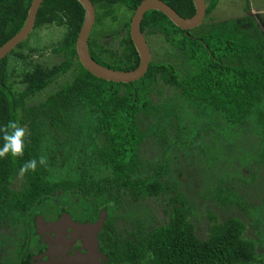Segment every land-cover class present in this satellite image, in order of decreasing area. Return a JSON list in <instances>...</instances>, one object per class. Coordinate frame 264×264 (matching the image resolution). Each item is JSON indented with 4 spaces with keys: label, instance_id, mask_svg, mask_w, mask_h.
Wrapping results in <instances>:
<instances>
[{
    "label": "trees",
    "instance_id": "trees-1",
    "mask_svg": "<svg viewBox=\"0 0 264 264\" xmlns=\"http://www.w3.org/2000/svg\"><path fill=\"white\" fill-rule=\"evenodd\" d=\"M32 1L0 0V47L21 30ZM92 1L90 53L108 67L135 69L140 57L130 23L142 0ZM164 1L182 16L196 12L193 0ZM207 3L208 16L219 0ZM84 17L79 0H44L30 36L0 60V224L22 225L24 240L8 264H20L28 255L35 215L60 201L82 206L93 219L108 211L100 236L113 264H264V252L258 253L259 243L264 248V200L250 205L227 186L237 178L250 182L255 173L246 176L245 169L264 161V34L256 23L251 19V31L230 18L195 34L162 11L149 10L142 31L163 35L187 69L152 59L143 77L125 83L97 77L79 60L76 44ZM108 18L119 27L97 31ZM52 24L66 29L52 48L63 59L46 65L34 59L38 49L29 40ZM109 31L119 37L118 49L101 40ZM70 70L71 80L29 103ZM161 81L175 94L155 103L152 94L161 91ZM142 114L154 119L146 129L138 121ZM152 136L164 146L158 161L148 164L139 150ZM18 178L19 189L14 187ZM162 193L173 194L166 207L169 220L149 229L143 201ZM199 198L236 202L249 223L239 217L217 222L211 216L213 223L200 237L192 221L199 217ZM119 208L138 226L125 240L114 224ZM250 224L256 239L245 235Z\"/></svg>",
    "mask_w": 264,
    "mask_h": 264
},
{
    "label": "rangeland",
    "instance_id": "rangeland-1",
    "mask_svg": "<svg viewBox=\"0 0 264 264\" xmlns=\"http://www.w3.org/2000/svg\"><path fill=\"white\" fill-rule=\"evenodd\" d=\"M128 13L130 12H125V14ZM230 18L237 19L239 22H241L244 28L251 31H254V26L251 23V19H253L254 23H256V26L264 34V0H219L216 9L210 15L206 16L205 20L203 21L204 23L194 28L193 32L195 34H200L201 32L208 30V27L212 24L225 21ZM104 25L105 26H97V31L118 28L119 22L108 18L106 19V24ZM65 30V26L61 27L55 26L53 24L37 29V31L32 34L29 40V44L38 49L37 52H33L34 59L46 65H52L60 62L63 57L53 52L52 48L58 45L60 39L64 35ZM146 38L149 42L148 44L150 46L152 59L156 61H171L176 65L177 69H180L182 72L186 71L187 68L184 60L182 59L181 53L177 51V49L172 44L167 42L163 35L154 33L146 35ZM101 40L107 46H111L115 49L119 48L120 40L119 37L115 35V33L109 31L101 37ZM17 66L20 68L21 63H17ZM72 77L73 70H70L69 73L65 74L56 82L48 86L47 89H45L41 94H38V96L29 103L38 102L47 94L55 91L58 87H60V85L68 80H71ZM158 88L161 89V91L159 92L158 90H155V92L152 94V98L155 103H162L164 101H170L173 99V94L175 93L171 85L165 84L161 81V83L158 85ZM153 120L154 119L151 116L149 117V115L144 114L140 115L138 118V121L143 129L149 127ZM163 146L164 144L159 137H146L145 141L140 146V159L142 162L148 161V164L150 162H157L160 158V153L162 152ZM256 150L257 149L253 150L252 153H255ZM95 170L100 171L99 169ZM252 172L255 173V177L250 180V182L241 181L239 178H237L235 181L228 182L227 186L230 187L232 191L244 198L250 205L256 206L264 200V161H253L250 165V169H245L244 171L245 175L249 177H251ZM163 180L166 181L167 178L163 177ZM21 186L22 179L18 178L14 183V187L19 189ZM172 195L173 194L162 193L156 197H148L143 201L145 207L149 209V213L155 217L153 221L146 220V226L149 229L164 224L169 220V217L166 213V207L169 201L172 199ZM124 197L126 200H128V195L126 193H124ZM55 211V204L48 209H43V212L45 213H55ZM116 212L118 214H122L123 211H121V208H119L116 210ZM198 214L199 217L201 216L203 218V222H201L199 217H193L192 221L195 224L196 232H198L200 237H203V233H206L210 225L213 223L214 220L211 219V216H214L215 221L217 222H224L230 217H239L245 222L249 221L246 216V211H244V209L236 202L223 204L214 199L199 198ZM118 225L119 228L122 227L128 231H130L128 227H133L130 222L123 220H119ZM204 225L205 229L203 232L202 229ZM5 227H7V229H5ZM5 227L3 228L4 230L0 231V240L3 241V245L8 243V239L6 240V238H4V233L6 231L7 233L14 235V233L17 232L18 234L21 230L19 227H14L13 229L11 227L8 228V226ZM121 234H123V232H121ZM245 235L249 238H257L253 224L248 225ZM36 237L37 234L35 233L34 240ZM3 245L0 246L2 247ZM11 248L12 246L10 249ZM263 252L264 248L261 244H259L258 253L261 254Z\"/></svg>",
    "mask_w": 264,
    "mask_h": 264
},
{
    "label": "flooded vegetation",
    "instance_id": "flooded-vegetation-1",
    "mask_svg": "<svg viewBox=\"0 0 264 264\" xmlns=\"http://www.w3.org/2000/svg\"><path fill=\"white\" fill-rule=\"evenodd\" d=\"M51 206H44L43 209H48ZM43 209L41 213L36 214L31 220L30 230L32 231L29 238L28 255L24 256L20 264H113L110 252L102 248L100 236L105 227L107 214L101 227H96V223L102 218V214L106 209L100 210V215L97 219H93V216H89V214L87 215L86 209L84 210L82 206L66 205L63 201L56 202L55 213H45ZM124 211L128 212L127 209H124ZM106 212L108 211L106 210ZM123 214L125 213L119 214L120 217L115 220L114 224L121 239L125 240L128 236L131 237L135 233L137 234L138 226L131 217ZM149 214L150 216L147 219L153 221L155 219L154 215ZM119 220L130 222L133 227H128L130 231L122 227L119 228ZM81 225L88 226V229L82 228ZM5 226L12 229L16 227L10 222H4L0 224V231L4 230ZM17 227L21 228L18 234L17 232L14 235L9 234L7 231L4 233V238L8 239V243L3 245V241L0 240V245H3L2 247L0 246V264H8L9 261L14 260L17 252L15 248L18 249L24 242L23 227L22 225ZM35 233L37 237L34 240ZM11 246L12 248L10 249Z\"/></svg>",
    "mask_w": 264,
    "mask_h": 264
},
{
    "label": "water",
    "instance_id": "water-1",
    "mask_svg": "<svg viewBox=\"0 0 264 264\" xmlns=\"http://www.w3.org/2000/svg\"><path fill=\"white\" fill-rule=\"evenodd\" d=\"M44 0H33L28 11L27 19L12 38L0 47V60L9 55L21 42L26 40L34 30L39 8ZM85 9L84 22L78 35L76 49L78 58L83 66L97 77L114 82H132L143 77L149 69L152 54L147 38L141 29L145 13L155 9L165 13L177 26L184 30L194 29L200 26L207 15V0H193L196 12L190 17L182 16L174 7L164 0H142L136 8L130 23V35L139 53L140 63L132 70H118L98 62L90 53L89 37L96 21V8L92 0H79ZM106 213L96 223L101 227ZM88 229V226L81 225ZM91 227V226H90Z\"/></svg>",
    "mask_w": 264,
    "mask_h": 264
},
{
    "label": "clouds",
    "instance_id": "clouds-1",
    "mask_svg": "<svg viewBox=\"0 0 264 264\" xmlns=\"http://www.w3.org/2000/svg\"><path fill=\"white\" fill-rule=\"evenodd\" d=\"M208 4V3H207ZM207 16V15H206Z\"/></svg>",
    "mask_w": 264,
    "mask_h": 264
}]
</instances>
